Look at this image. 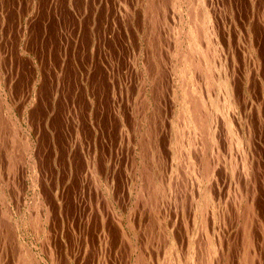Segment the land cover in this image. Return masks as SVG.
I'll return each mask as SVG.
<instances>
[{"label": "rangeland", "instance_id": "obj_1", "mask_svg": "<svg viewBox=\"0 0 264 264\" xmlns=\"http://www.w3.org/2000/svg\"><path fill=\"white\" fill-rule=\"evenodd\" d=\"M0 240V264H264V0H0Z\"/></svg>", "mask_w": 264, "mask_h": 264}, {"label": "bare ground", "instance_id": "obj_2", "mask_svg": "<svg viewBox=\"0 0 264 264\" xmlns=\"http://www.w3.org/2000/svg\"><path fill=\"white\" fill-rule=\"evenodd\" d=\"M193 1V0H192ZM177 2V1H176ZM188 2V1H187ZM186 3V2H185ZM184 3V4H185ZM187 4V3H186ZM166 5V4H165ZM190 5L192 6V4H191V2H190ZM197 5V4H196ZM186 7H187V5H186ZM190 7V6H189ZM191 8V7H190ZM196 8V7H195ZM199 8V7H198ZM189 10V9H188ZM200 10V8L199 9H197L196 11L198 12ZM192 12V11H191ZM190 14L188 13V16H189ZM197 15V14H196ZM195 15V17H198L199 15H197L196 16ZM193 16V15H192ZM159 17V16H158ZM194 17V18H195ZM191 18H193V17H191ZM152 19V18H151ZM163 19V18H162ZM186 19V18H185ZM200 20V19H199ZM205 20V19H204ZM193 22V21H192ZM190 23V22H189ZM188 23V24H189ZM191 26V25H190ZM156 27V26H155ZM197 27H198V25H197ZM154 29V28H153ZM197 29V28H196ZM198 31V30H197ZM184 33H185V31H184ZM182 36V35H181ZM199 36V35H198ZM178 37V36H177ZM161 39V38H160ZM184 39V38H183ZM180 44V43H179ZM201 44V43H200ZM202 46V45H201ZM193 48V47H192ZM186 49H187V47H186ZM176 52V51H175ZM180 53V52H179ZM178 55V54H177ZM181 55V54H180ZM185 55V54H184ZM195 55V54H194ZM186 56V55H185ZM210 56V55H209ZM184 57V56H183ZM194 58V57H193ZM192 58V59H193ZM200 58V57H199ZM191 59V60H192ZM190 60V61H191ZM193 62H195V61H193L192 60V64H193ZM186 63V62H185ZM185 63H183V64H185ZM200 63V62H199ZM198 63V64H199ZM177 65V64H176ZM194 65H197V63L196 64H194ZM198 66V65H197ZM174 67H175V65H174ZM186 67V66H185ZM196 67V66H195ZM194 67L192 66V69H193ZM200 68V67H199ZM192 69H190V70H192ZM194 70H197V69H194ZM186 71V70H185ZM201 71V70H200ZM203 71V70H202ZM196 72H198V71H196ZM186 73V72H185ZM204 73H205V70H204ZM192 74H193V72H192ZM192 74H191V76H192ZM196 75L198 74V73H195ZM203 74V73H202ZM200 75V74H199ZM198 75V76H199ZM208 77H209V75H207ZM197 76H195V78H196ZM207 77V78H208ZM215 78V77H214ZM172 79V78H171ZM209 79V78H208ZM191 80H192V77H191ZM194 80V79H193ZM184 81H185V79H184ZM187 81V80H186ZM185 81V82H186ZM181 82V81H180ZM199 82V81H198ZM236 82V81H235ZM172 83V82H171ZM195 83V82H194ZM200 83V82H199ZM201 83H202V81H201ZM232 83V82H231ZM178 84V83H177ZM187 84H188V82H187ZM186 84V85H187ZM182 85V84H181ZM209 86V85H208ZM224 86V85H223ZM180 88V87H179ZM187 88V87H186ZM185 88V89H186ZM188 88H189V86H188ZM187 91V90H186ZM173 92V91H172ZM188 92V91H187ZM212 93V92H211ZM234 93V92H233ZM179 95V94H178ZM190 95H191V93H190ZM195 95V94H194ZM221 96V95H220ZM191 97V96H190ZM180 98V97H179ZM192 98V97H191ZM188 99V98H187ZM193 99V98H192ZM221 100V99H220ZM179 101V100H178ZM192 102V104H191V111H192V116L194 117V122L196 123V125H197V123L199 124V125H202L203 127H204V123H205V121L203 120L204 119V117H202V114L200 113V110H199V103H196V98H195V100H193V101H190L189 103H191ZM172 103V102H171ZM179 104V103H178ZM209 104V103H208ZM188 105H190V104H188ZM178 107V106H177ZM180 111V110H179ZM181 114V113H180ZM156 115V114H155ZM182 115V114H181ZM180 115V116H181ZM204 115H205V113H204ZM179 116V115H178ZM176 121V120H175ZM1 122H2V120H1ZM181 122V121H180ZM184 122V121H183ZM184 124V123H183ZM241 124V123H240ZM206 125V124H205ZM184 126V125H183ZM212 126V125H211ZM197 127V126H196ZM175 128V127H174ZM199 128H200V126H199ZM178 130V129H177ZM189 130V129H188ZM204 130V129H203ZM3 131V130H2ZM217 131V130H216ZM9 132V131H8ZM203 132H205V130L203 131ZM175 134H176V132H175ZM205 134V133H204ZM183 135H184V133H183ZM193 136V135H192ZM201 136V135H200ZM205 136H206V134H205ZM177 137V136H176ZM197 137V136H196ZM207 137V136H206ZM23 138V137H22ZM28 138V137H27ZM200 138V137H199ZM197 140V139H196ZM198 141V140H197ZM250 141V140H249ZM177 142H178V140H177ZM189 142V141H188ZM194 142V141H193ZM202 142V141H201ZM190 143V142H189ZM21 145V144H20ZM177 145V144H176ZM197 146V145H196ZM25 147V146H24ZM191 148H192V146H191ZM206 148V147H205ZM190 149V148H189ZM182 150V149H181ZM180 150V151H181ZM194 150V149H193ZM205 151V150H204ZM204 151H203V153H204ZM193 152V151H192ZM191 152V153H192ZM199 152V151H198ZM220 153V152H219ZM233 153V152H232ZM19 155V154H18ZM219 155V154H218ZM178 156V155H177ZM195 156V155H194ZM203 156V155H202ZM185 157V156H184ZM17 158V157H16ZM199 158V157H198ZM177 159V158H176ZM9 160V159H8ZM144 160V159H143ZM205 160V159H204ZM211 160V159H210ZM14 161V160H13ZM181 161V160H180ZM198 161V160H197ZM218 162V161H217ZM182 163V162H181ZM197 163V162H196ZM255 163V162H254ZM14 164V163H13ZM209 164V163H208ZM46 165V164H45ZM206 165V164H205ZM258 165V164H257ZM90 166V165H89ZM202 166V165H201ZM209 166V165H208ZM210 167V166H209ZM208 167V169L210 170V168ZM200 168V167H199ZM207 167H205V169H206ZM24 169V168H23ZM143 169V168H142ZM186 169V168H185ZM204 169V170H205ZM207 169V170H208ZM11 170V169H10ZM201 170V169H200ZM208 170V171H209ZM257 170V169H256ZM38 171V170H37ZM183 171V170H182ZM154 172V171H153ZM197 172V171H196ZM205 172V171H204ZM203 172V173H204ZM262 172V171H261ZM182 173V172H181ZM147 174V173H146ZM205 174V173H204ZM255 174V173H254ZM150 175V174H149ZM147 176H148V174H147ZM209 177V176H208ZM253 177V176H252ZM147 178H150V177H147ZM12 179V178H11ZM253 180V179H252ZM71 181V180H70ZM147 181V180H146ZM255 181V180H254ZM153 182V181H152ZM142 183V182H141ZM51 185V184H50ZM61 185V184H60ZM160 185V184H159ZM151 187H153V186H151ZM156 187V186H155ZM161 187V186H160ZM40 190V189H39ZM151 190H153L154 191V189H151ZM150 190V191H151ZM10 191V190H9ZM142 191V190H141ZM148 191V190H147ZM241 191V190H240ZM159 192V191H158ZM203 192V191H202ZM236 192V191H235ZM151 193V192H150ZM154 193V192H153ZM152 194V193H151ZM46 195H47V193H46ZM145 195V194H144ZM157 199V198H156ZM204 199V198H203ZM229 199V198H228ZM151 200V199H150ZM154 200V199H153ZM144 201V200H143ZM144 203V202H143ZM245 203V202H244ZM230 207V206H229ZM6 208V207H5ZM156 208V207H155ZM202 208V207H201ZM247 208V207H246ZM188 209V208H187ZM191 209V208H190ZM156 210V209H155ZM263 210V209H262ZM248 211H249V209H248ZM204 214V213H203ZM227 214V213H226ZM258 214V213H257ZM2 215H4V214H2ZM46 215V214H45ZM155 215V214H154ZM33 217V216H32ZM190 220V219H189ZM188 222V221H187ZM179 223V222H178ZM209 223H210V221H209ZM248 225V224H247ZM11 226V225H10ZM176 226V225H175ZM183 229V228H182ZM164 230V229H163ZM202 232V231H201ZM248 232H250V231H248ZM47 233V232H46ZM4 234V233H3ZM9 234V233H8ZM248 235V234H247ZM249 236V235H248ZM15 238V237H14ZM165 238V237H164ZM250 238H251V236H250ZM185 239V238H184ZM183 239V240H184ZM247 239V238H246ZM249 239V238H248ZM1 241V240H0ZM20 242V241H19ZM164 243V242H163ZM253 243V242H252ZM251 244V243H250ZM213 246V245H212ZM250 246V245H249ZM182 247V246H181ZM201 248V247H200ZM219 248V247H218ZM257 248V247H256ZM249 249V248H248ZM3 250V249H2ZM203 250V249H202ZM50 252V251H49ZM27 253H28V251H27ZM204 253V252H203ZM262 254H263V252H262ZM21 256V255H20ZM165 256V255H164ZM210 256V255H209ZM226 256V255H225ZM25 257V256H24ZM141 256H139V258H140ZM180 257V256H179ZM203 257V256H202ZM221 257V256H220ZM22 258V257H21ZM172 258V257H171ZM261 258V257H260ZM136 259V258H135ZM164 259V258H163ZM194 259H195V257H194ZM22 260V259H21ZM137 260V259H136ZM182 260V259H181ZM37 261V260H36ZM139 261V260H138ZM198 260H196V262H197ZM203 261V260H202ZM248 261V260H247ZM21 262H23V261H21ZM29 262V261H28ZM27 262V263H28ZM35 262V261H34ZM137 262V261H136ZM141 262V261H140ZM187 262V261H186ZM185 262V263H186ZM26 263V264H27ZM184 263V264H185ZM225 263V262H224ZM248 263H249V261H248ZM255 263V262H254ZM29 264V263H28ZM34 264V263H33ZM138 264V263H137ZM145 264V263H144ZM171 264V263H170ZM190 264V263H189ZM215 264V263H214ZM216 264H217V262H216ZM243 264V263H242Z\"/></svg>", "mask_w": 264, "mask_h": 264}]
</instances>
